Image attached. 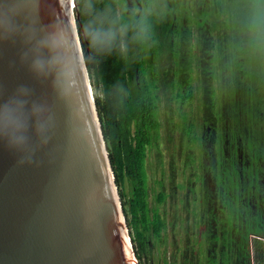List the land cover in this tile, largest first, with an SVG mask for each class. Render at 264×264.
Returning a JSON list of instances; mask_svg holds the SVG:
<instances>
[{
    "label": "trees",
    "instance_id": "1",
    "mask_svg": "<svg viewBox=\"0 0 264 264\" xmlns=\"http://www.w3.org/2000/svg\"><path fill=\"white\" fill-rule=\"evenodd\" d=\"M76 1L81 19L78 20L79 35L90 78L97 88L104 83L105 95H96L95 102L113 169L119 173V179L126 175L135 187L132 225L144 242V250L145 232L161 236L167 228L162 209H150L145 194L148 187L146 150L158 145L161 138L157 119L159 97L147 80L146 71L149 68L156 71L151 60L152 51L161 53L165 47L166 67L170 66L172 78H168L167 85L173 86L172 94H177L183 105L180 124L176 128H180L185 136L191 135L194 122L190 115L197 105L203 116L202 132L208 134L204 125L212 126L213 130L223 126L232 149L225 152L223 149L203 148L207 151V160L203 164L202 179L209 170L218 175L217 185L224 188L226 198L224 206H233V213L224 212V226L211 227L210 240L217 243L216 246L211 244V249L223 247L222 254L227 257L226 243L234 235L232 253L237 262L245 260L246 264H253L252 258L262 246L255 241L252 247L251 235L262 229L257 227L248 206L264 189V0H213L216 15L211 27L205 25L213 15L210 5H206L207 0H197L202 5L199 10L204 19L197 24L194 40L191 28L177 29L171 11L162 13L173 7L174 0H143L146 11H151L152 4L161 10L160 34L157 35L152 33L154 27L149 25L153 16L145 19L143 12L131 11L128 0ZM138 2L140 4L141 0ZM121 5H124L122 14L119 11ZM139 74L138 80L136 76ZM198 136L194 133V140L198 141ZM252 165L256 166L254 173ZM175 168L172 162L168 179L171 191L178 188L174 184ZM165 179L163 174L159 181L162 190L157 195V202L163 204L168 198L163 185ZM225 179L228 183L223 182ZM231 189H243L244 195L239 191L238 200L236 196L231 199L227 193ZM205 192L211 196L212 189L206 186ZM185 197L188 200L187 194ZM185 203L183 210L190 209L187 207L190 201ZM246 209L249 213L243 216ZM237 225H244L239 238L235 234L238 231L231 233ZM187 245L189 248L192 244ZM200 246L203 250L207 247L203 242Z\"/></svg>",
    "mask_w": 264,
    "mask_h": 264
},
{
    "label": "water",
    "instance_id": "2",
    "mask_svg": "<svg viewBox=\"0 0 264 264\" xmlns=\"http://www.w3.org/2000/svg\"><path fill=\"white\" fill-rule=\"evenodd\" d=\"M78 20L0 0V264H137Z\"/></svg>",
    "mask_w": 264,
    "mask_h": 264
},
{
    "label": "rangeland",
    "instance_id": "3",
    "mask_svg": "<svg viewBox=\"0 0 264 264\" xmlns=\"http://www.w3.org/2000/svg\"><path fill=\"white\" fill-rule=\"evenodd\" d=\"M176 1L173 4V7L166 9V12L162 11V13H167L168 11L172 12L174 15V18L176 20L177 29H189L191 28L192 32L194 33L193 40L196 35L197 31V25L198 22H200V19L202 21L203 14L199 10V7L195 5V0H174ZM206 5H210V11L213 12V15L209 18V21L205 23L206 26L211 27V25H214L215 21V15H216V5L213 0H207L205 1ZM129 8L131 11L136 12H143L144 18L146 19L147 16H153L149 25L154 27V32H152L154 35L160 34V27L159 23L162 17L161 10L158 7H155V4H152L151 11H146V5L144 4L143 0H141V3L138 5L137 1L133 0L132 4H129ZM202 8V7H201ZM165 10V9H163ZM119 11L122 14L124 11V5H121L119 7ZM146 15V16H145ZM148 18V17H147ZM175 25V27H176ZM177 49V47H175ZM156 50L152 51L151 60L156 65V71L152 75L151 68L148 69V76L146 77L147 80L150 78L153 80V90L159 97V109H158V121L160 122V141L159 144L154 146L153 148L148 147L147 148V158H146V168H147V190L145 192L146 199L148 202V206L150 209H157L161 208L163 215L165 216L167 228L163 230L161 233V236H156L153 232H145L144 233V240H145V250L143 245V240L139 239V237L136 234V229L132 225L133 223V211H132V200L134 198V185L129 177L126 175L119 179V173H115V177H118L117 187L118 192L121 198V203L123 206L124 214L126 217L127 225L130 231L131 236V242L133 244V252L136 256L137 264H173L174 261H176L175 264H183L181 261V253L182 251L179 249L181 248L184 241L191 242L192 239L194 240V235H191L194 233L196 235V232L193 230V228L190 230V226H193V222L196 224H199L201 222L202 227H200V237L201 240H209L210 242V231L212 225L210 224V219L213 215H217L214 213V205L211 201V196H209L208 192H205L206 185L204 184L201 186V182H195L198 179H202L200 175H195L194 177H188L189 172L192 166V164L189 163V161L194 160V155L197 156L199 154V157L203 160L200 163H197V172L199 174H202L204 167L203 164L206 162V156L207 151H204L203 148L212 147L213 149H218V144L221 147V138L218 137L217 141L212 140V144L207 139H203L204 136H206L202 132V115L198 111L197 105L193 107V110L191 111L190 118L194 122V128L191 132L192 139L190 140V136L182 135L181 129L176 128V125L180 124V117L182 112L181 110V100L177 98V94L174 95L172 92H174L173 86H168V80L172 79L170 78V66L166 67V65L158 64V57ZM160 59V57H159ZM169 78V79H168ZM91 79V78H90ZM94 80L91 79V84L93 88L94 97L96 95H99L101 97H104L105 91L103 90L104 83L102 82L100 85V88H97V86L94 85ZM149 81V80H148ZM196 92L199 91L196 89ZM175 93H177L175 91ZM197 101V99H196ZM198 102V101H197ZM183 106V105H182ZM194 133L198 134V141L196 139L194 140ZM201 137H202V143H201ZM196 141V142H194ZM211 141V140H210ZM194 142V143H193ZM183 144V147L181 151L179 152L180 145ZM224 149L225 152H229L230 145H229V137L228 134L224 136L223 139ZM198 153H196V151ZM178 152L180 154H178ZM110 154V151H109ZM194 154V155H193ZM243 157L242 155H240ZM162 160V162H160ZM200 161V159H199ZM172 162L174 163V166H176L174 173L176 175L175 178V185H178V188H176V191H171V187L168 181L169 175L171 174V165ZM162 163L163 167L159 166ZM189 170V171H188ZM162 171L164 173H162ZM165 174L166 179L163 182V185L166 186V194H167V201L165 204L158 203L157 202V195L162 190V185L159 184V181L161 182L160 178L161 176ZM256 174V173H255ZM232 180V179H231ZM231 180L229 182H231ZM225 182L227 180L225 179ZM209 186H212L213 184L209 182ZM169 186V187H168ZM193 186H196V188H193ZM188 189H194V192L190 193V196L188 200L185 198V191ZM223 189L220 186L216 185L215 192L216 196L219 199V202H222L224 199L225 193H223ZM174 194V195H173ZM189 195V194H188ZM192 196V197H191ZM185 201L189 202V205H187L188 208L185 212H182L185 206ZM227 203V202H226ZM218 206H222V203H219ZM228 206V205H227ZM216 207V206H215ZM187 212H191L187 214ZM214 213V214H213ZM193 214V215H192ZM213 214V215H212ZM178 215L179 219H175ZM195 216V217H194ZM180 221V223H179ZM175 223L174 225H171V223ZM190 223V225H185ZM220 224H223L222 222ZM187 230V235L184 237L182 230ZM190 230V232H189ZM181 231V233H180ZM143 232V231H142ZM199 232V230L197 231ZM192 238V239H191ZM264 243V241H263ZM177 245V246H176ZM193 245V244H192ZM178 247V250H176ZM264 248V246H260V249ZM205 249L208 251V248L205 247ZM189 248V252H190ZM193 250L196 252L195 246L193 247ZM177 252V254H176ZM198 256V251L196 252ZM260 257L261 260H257V264H264V255L263 250L261 251ZM192 257H197L195 253L191 250ZM178 257V259H177ZM263 259V260H262ZM196 259L190 261L194 262ZM202 261V260H201ZM253 264L254 259L252 258Z\"/></svg>",
    "mask_w": 264,
    "mask_h": 264
},
{
    "label": "flooded vegetation",
    "instance_id": "4",
    "mask_svg": "<svg viewBox=\"0 0 264 264\" xmlns=\"http://www.w3.org/2000/svg\"><path fill=\"white\" fill-rule=\"evenodd\" d=\"M132 1L133 0H128V3L130 4H132ZM135 1H137V3H138V5H139V0H135ZM195 5L196 6H198L199 8H201L202 7V5L200 4V3H198L197 2V0H195ZM200 22H203V19H202V21H201V19H200ZM197 25V24H196ZM178 48V47H177ZM159 56L157 57V59H158V63H157V65L158 64H162L163 66L164 65H166L167 66V61H166V56H167V49L165 48V47H163L162 48V52L160 53V52H158L157 53ZM159 57H160V59H159ZM155 64V63H154ZM155 66V65H154ZM156 67V66H155ZM152 70V75L154 74V70L153 69H151ZM148 76V71H146V77ZM137 77V79L139 80V78H140V74L139 75H137L136 76ZM148 80H149V82L150 83H152V85H153V80H151L150 78H148ZM177 98H178V96H177ZM204 127L205 128H207L208 129V134L206 135V136H204L203 137V139H207L209 142H210V144H212V140H213V142L214 141H217V139H218V137H220L221 138V142L223 141V139H224V136L226 135V134H224V132H223V126H221V127H218L217 128V130H213V127L212 126H205L204 125ZM212 133H214V134H212ZM182 135H184L183 133H182ZM185 136V135H184ZM211 140V141H210ZM201 143H202V138H201ZM182 147H183V144L182 145H180V149H179V152L181 151V149H182ZM218 149H223V150H225L224 149V144H223V142L221 143V147H220V145L218 144ZM213 150H215V149H213ZM232 150V149H231ZM231 150H229V152L231 151ZM195 151H196V149H195ZM217 151V150H216ZM238 151L239 152H241V150H240V148L238 149ZM178 152V154H180ZM196 153H198L197 151H196ZM194 155V154H193ZM199 159H200V161H199ZM201 161H203L200 157H199V154H197V156H195L194 155V160L193 161H189V163L190 164H192V166H190L191 167V169H190V172L188 173L189 174V176L188 177H194L195 175H200L201 177H202V174H199L198 172H197V163H200ZM252 167H253V172L252 173H254L255 171H256V166H254V165H252ZM205 168V167H204ZM189 171V170H188ZM255 174H252L251 176H254ZM255 177V176H254ZM217 178H218V175H216L215 176V174L211 171V170H209V171H207L205 174H204V177H203V179H198L197 181H195V182H198V181H200L201 182V186H203L204 184L207 186V187H209V188H211L212 189V194H211V201H212V204L214 205V213H216L217 215H213L212 216V218L210 219V224L212 225V226H217V225H220V226H224V223H223V218L225 217V213L224 212H228V211H230V212H232V210H233V206H224L225 204H224V202H225V200H226V198H224L223 199V201L222 202H219V199L217 198V196H216V192H215V188H216V185L218 184V180H217ZM209 182H211L213 185L212 186H209ZM223 182H225V180L223 181ZM222 182V183H223ZM228 182V181H227ZM263 182H264V178H263ZM226 183V182H225ZM193 188H196V186H193ZM203 188H205L204 186H203ZM241 193H240V192ZM190 193H191V189H188V190H186L185 191V196H186V194L188 195V196H190ZM227 193H228V195H229V198H233L234 196H236V195H239V193L243 196L244 195V191H243V189L242 190H238V191H236V190H233V189H231V190H227ZM192 194V193H191ZM228 195L226 196L227 198H228ZM186 198V197H185ZM235 198H237V200H238V198L239 197H235ZM219 203H222V206H218V204ZM244 203V202H243ZM253 203V202H252ZM251 203V205L250 206H248V208H250V211H252L253 213H252V215H253V219L255 220V221H257L256 223H257V227L258 228H260V229H262L261 231H263L264 230V189L262 190V192L259 194V197L258 198H256L255 200H254V203L252 204ZM245 205V204H244ZM216 206V207H215ZM245 207V206H244ZM247 208V209H248ZM247 209L245 210V212H243V216L244 215H246L247 213H249V211L247 212ZM249 210V209H248ZM182 212H185V210H182ZM186 213V212H185ZM189 213H191V212H187V214H189ZM233 213V212H232ZM193 215V214H192ZM195 217V216H194ZM178 219H179V217H178ZM223 223V224H220V223ZM179 223H180V221H179ZM185 225H190V223H188V224H185ZM200 227H202V224H201V222L199 223V224H196V223H194L193 222V226L191 225L190 226V230L193 228V230L196 232V235L194 234V233H192L191 235H194V237H195V239L193 240L192 238V241L191 242H186V241H184L183 242V244H182V246H181V248H182V253H181V256H182V258H181V261L183 262V264H246L245 263V260L243 261V263H238L237 262V260H236V258L237 257H235V255L232 253V246H233V244L235 243V239L233 238L234 237V235H233V237H230L229 238V240L227 241V243H226V251H227V257H226V255L224 256L223 254H222V252H223V247H221V248H218V250L216 249V250H213V249H211V244H214L215 246L217 245V243H214V241L212 240V242H211V240H210V242H209V240H207V242H205L206 240H201V237H200ZM190 230H189V232H190ZM199 230V232H197ZM238 231V234L237 233H235L236 235H237V237L239 238L240 236L242 237V234H243V230H244V225H237V228L236 229H234V227H233V229L231 230V233H234V231ZM259 232V233H255V234H252L251 235V237H250V240L252 241V236H257V237H259V239H257L256 240V242H259V243H261L262 244V247L264 246V243H263V241H264V232ZM180 233H181V231H180ZM182 233H183V235H184V237H186L185 235H187V230H182ZM224 239V238H223ZM201 242H203L204 244H206L207 245V247L206 248H208V251L206 250V249H202L201 248V246H200V243ZM223 242H224V240H223ZM187 244H193V245H191V246H195V248H196V252L198 251V256H197V254H196V252H195V250H193V248H191V246L189 247L194 253H195V255L197 256V257H192V255H191V250H190V252H189V248H188V245ZM210 248V249H209ZM263 250V255H264V248H262V249H258L257 250V256H254V263L255 264H257L256 262H257V260H256V258L255 257H257V259H258V257L261 259V257H260V255H262L261 254V251ZM212 252H214V254H212ZM217 253H220L221 255H219V256H216V257H209V255H216ZM207 256V257H206ZM194 259H196V261H194L193 263L192 262H190V261H192V260H194ZM202 260V261H201ZM249 264V263H248Z\"/></svg>",
    "mask_w": 264,
    "mask_h": 264
},
{
    "label": "built area",
    "instance_id": "5",
    "mask_svg": "<svg viewBox=\"0 0 264 264\" xmlns=\"http://www.w3.org/2000/svg\"><path fill=\"white\" fill-rule=\"evenodd\" d=\"M251 239H252L251 242H252V247H253V242H255L257 239H259V237H257V236H252ZM254 264H255V263H254Z\"/></svg>",
    "mask_w": 264,
    "mask_h": 264
},
{
    "label": "clouds",
    "instance_id": "6",
    "mask_svg": "<svg viewBox=\"0 0 264 264\" xmlns=\"http://www.w3.org/2000/svg\"><path fill=\"white\" fill-rule=\"evenodd\" d=\"M254 23H257L256 21H254Z\"/></svg>",
    "mask_w": 264,
    "mask_h": 264
}]
</instances>
